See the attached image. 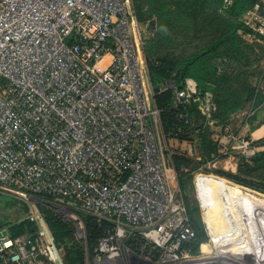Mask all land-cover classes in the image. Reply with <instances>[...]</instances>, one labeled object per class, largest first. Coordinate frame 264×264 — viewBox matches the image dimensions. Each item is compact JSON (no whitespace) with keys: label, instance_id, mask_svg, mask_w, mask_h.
Instances as JSON below:
<instances>
[{"label":"built area","instance_id":"obj_1","mask_svg":"<svg viewBox=\"0 0 264 264\" xmlns=\"http://www.w3.org/2000/svg\"><path fill=\"white\" fill-rule=\"evenodd\" d=\"M136 28L133 0H0V193L27 207L33 231L12 238L1 229L0 264H65L42 203L86 241L83 216L95 219L98 264L117 261L132 235L173 249L194 236L168 175L166 141L180 130H162ZM166 90L214 124L213 95L193 79Z\"/></svg>","mask_w":264,"mask_h":264},{"label":"trees","instance_id":"obj_2","mask_svg":"<svg viewBox=\"0 0 264 264\" xmlns=\"http://www.w3.org/2000/svg\"><path fill=\"white\" fill-rule=\"evenodd\" d=\"M158 6L154 10L158 17L162 18L159 30L169 35L178 26L174 22L195 25L196 27L207 28L212 34L209 44H202L203 47H192L179 45L183 51L181 57L175 56V52L167 53L171 55L161 59H153L145 52V45L142 43V52L145 58L148 75L152 90L155 93L154 100L157 108L161 111V124L165 133L180 130L175 137L179 141H192L196 139L200 161L195 162L186 155L172 157V165L177 177V182L182 187L183 180L189 179L190 175L201 169V164L213 161L215 158H221L217 150V143L210 140L212 132L204 118L200 115L195 104L176 107L174 105L173 94L171 90L160 92V89L168 82H173L177 88H182L186 79H193L198 90L203 94L210 92L213 95L216 104V113L213 116L214 124L223 128H228V122L231 117L238 112L245 110L246 104L251 109L264 103V72H235L233 65L240 66L246 70L248 66L254 64L250 61L246 50V44L242 41L238 32L244 34H255L248 26L239 19L247 11L255 6L262 9L260 0H232L230 5H225L224 0H133V7L136 15L151 13V7ZM137 17V16H136ZM258 39L264 41V37L255 35ZM152 44V43H151ZM152 53L158 54L157 47H150ZM257 63V62H256ZM233 70V71H231ZM258 80V85L252 81ZM251 110V111H252ZM184 113L188 116L189 124L184 125L179 121V114ZM192 138V139H191ZM256 146H264V141L258 142ZM239 167L236 173L215 170L216 175L233 181L239 185L264 192V151L255 153L250 161L246 162L243 157L237 156ZM185 207L190 213L187 199H184ZM25 214L27 207L24 205ZM41 212V210H40ZM49 229L51 230L56 245L62 249L67 237L72 233L71 226L65 223L61 218L43 212ZM191 214V213H190ZM190 219L193 221L191 215ZM188 216V218H189ZM20 222L14 221L11 225H0V230L7 228L12 238L32 234V224L24 219ZM86 226L87 243L91 250L96 245V239L102 236V231L98 228L95 219L83 216ZM14 224V225H13ZM14 226V227H13ZM108 227L107 225H105ZM194 231L195 238L201 231L190 222ZM190 246L183 243L181 249H188ZM194 253L193 249H188ZM78 260L82 261V252H76ZM64 263L65 255L63 253Z\"/></svg>","mask_w":264,"mask_h":264},{"label":"rangeland","instance_id":"obj_3","mask_svg":"<svg viewBox=\"0 0 264 264\" xmlns=\"http://www.w3.org/2000/svg\"><path fill=\"white\" fill-rule=\"evenodd\" d=\"M156 9H158V6L151 7V13L141 11V14L136 15L137 28L135 31L136 39L144 43L146 54L152 56L153 59L158 60L171 56L166 55L171 52H175V56L181 57L182 55L178 54L183 49L179 45H191L190 48L192 49V47H203L202 44H209V39L205 37H210L212 32L208 30V27L200 29V27L191 26L187 22L178 24L174 22V26L179 25L175 28L177 30H173L169 35L162 33L163 31L158 28L162 18L158 17L154 11ZM250 11L255 18L256 14H260L261 20L264 18V10L262 9L255 10L253 8ZM250 17L253 16L250 15ZM239 20L242 23L244 21L248 22V25L252 26V31L257 34L259 28L264 26V24H257L254 21L250 23L249 19L243 20L240 18ZM238 35L247 46L244 52L246 51L249 60L254 64L251 67L248 66L246 70L233 65V69L236 68L234 73L241 71L243 73L253 72V74L256 71L264 72V42L261 40H259L262 42L260 44L259 41L255 42L257 37L253 34L244 37V33L239 32ZM152 45L157 47L158 54L152 53L150 48ZM258 80L260 79L252 81L253 86L261 84ZM251 110V107L247 105L245 111L249 113ZM227 124L231 129H234L241 124V119L232 125H230V121ZM219 136L221 135L218 134L217 137ZM171 146L170 151H174V144ZM168 175L172 191L176 194L175 204L178 207L182 205L187 218L191 215L194 222L189 216V224L191 222L194 228L197 226L201 229L197 234V236L199 235L197 238L194 235L184 242V244L191 247L188 249H193L194 253H190L188 249H181L183 243L177 249L169 246H152L147 240L132 235L121 243L120 258L113 263L106 264H264V258L260 259L258 257L259 253L264 256V253H262L264 252V224L258 226L253 223V220L244 217L246 212L243 210V204L233 206V201H235L238 194H249L255 198L257 197V200L264 201V192L250 189L220 177L216 175L214 168L206 164H201L199 171L192 173L189 179L183 180L182 187L179 186L174 173L168 171ZM184 199L188 201L191 214L185 207ZM23 205L22 202L15 200L11 195L0 193V225H11L12 222L15 223V220L17 222L23 220L26 215ZM39 210L61 218L71 226L72 231L74 230L73 222L64 217L58 207L42 203L39 204ZM256 217L253 218L258 219ZM255 227L259 228L258 233H253L254 230H257L254 229ZM73 233L75 234V232ZM257 234H261V242L258 243H256L257 238H255ZM250 236L251 240L255 241L254 243L248 240ZM256 244L259 246L256 247ZM76 252H82V261L77 259ZM63 253L66 264H98L93 261L89 242L87 243L86 240L72 233L63 244Z\"/></svg>","mask_w":264,"mask_h":264},{"label":"crops","instance_id":"obj_4","mask_svg":"<svg viewBox=\"0 0 264 264\" xmlns=\"http://www.w3.org/2000/svg\"><path fill=\"white\" fill-rule=\"evenodd\" d=\"M260 4L262 5V10H264V0H260ZM250 15L253 17H250ZM256 15L257 16L255 18L254 14H252L251 11H247L241 16V19H249L250 23L251 21H254L257 22V24H264V18H262L261 20V18L259 17L260 14ZM244 24L252 30V26L248 25V22L244 21ZM256 34L257 33H255L254 35ZM250 35L251 34H244L243 36L247 37ZM257 35H259V33ZM261 35L262 34H260L259 36ZM261 37H264V35H262ZM259 40L260 38H257L255 39V42H258ZM261 41H259L258 43L260 44L264 42ZM239 119H241V124L237 125L234 129H231L230 126H228V128L226 129L216 124L210 126V131L212 132L210 140L213 143H217V150L224 149L225 151H227V155H221L222 153L218 152L221 155V158L218 157L215 158L213 161L206 162L205 164L207 166H211L212 168H214V170H221L234 174L238 171L239 167V160L237 156L243 157L246 162L250 164L249 160L255 153L264 151V146H256L258 142L264 141V103L257 106L249 113L243 110L241 112H238L237 114H234L230 119V125H232L233 123H237ZM217 133L221 136L217 137ZM241 140H246L250 143L248 147V153H244L243 151L237 149L238 143ZM173 144L175 148L174 151H171L173 153V157L176 155H186L187 157L193 159L195 162L200 161L201 158L200 153L198 151L196 139H192V141H179L176 139H167L166 145L169 149L170 147H172L171 145ZM251 151L253 152V154L250 153ZM168 170L169 173L172 172L174 173V176H176L172 165V158L168 161Z\"/></svg>","mask_w":264,"mask_h":264},{"label":"bare ground","instance_id":"obj_5","mask_svg":"<svg viewBox=\"0 0 264 264\" xmlns=\"http://www.w3.org/2000/svg\"><path fill=\"white\" fill-rule=\"evenodd\" d=\"M232 191H234V190L232 189ZM239 205H242V207L244 209L243 208H241V209L245 210V212H246V214L243 212L244 215H245L244 217L253 220L254 221L253 223H256L258 226H260L261 224H264V201L257 200V197L255 198V197H253V196H251L249 194H241V195L238 194V196L236 195V197H235V201H233V206H239ZM254 216L255 217L257 216L258 219H254L253 218ZM254 229H257V230H254L253 233H258L259 228L255 227ZM219 238H220V236H219ZM221 238H223V237L221 236ZM255 238H257V240H256L257 242L256 243L261 242V240H260L261 234H257L255 236ZM248 240L251 241L252 243L255 242L254 240H251V236L248 238ZM255 246L257 247L259 245L256 244ZM262 253H264V252H262ZM260 255L261 254L259 253L258 257L260 259L264 258V256L261 255L262 256L261 257ZM258 257H257V259H258Z\"/></svg>","mask_w":264,"mask_h":264},{"label":"water","instance_id":"obj_6","mask_svg":"<svg viewBox=\"0 0 264 264\" xmlns=\"http://www.w3.org/2000/svg\"><path fill=\"white\" fill-rule=\"evenodd\" d=\"M7 235V231L6 230H2L1 232H0V239L2 238V237H5Z\"/></svg>","mask_w":264,"mask_h":264}]
</instances>
